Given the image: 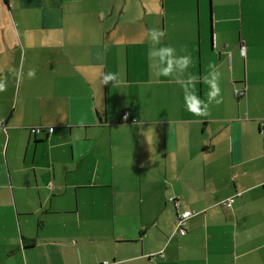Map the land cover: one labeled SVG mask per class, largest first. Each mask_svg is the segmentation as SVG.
Wrapping results in <instances>:
<instances>
[{
    "label": "crops",
    "instance_id": "1",
    "mask_svg": "<svg viewBox=\"0 0 264 264\" xmlns=\"http://www.w3.org/2000/svg\"><path fill=\"white\" fill-rule=\"evenodd\" d=\"M0 81V264H264V0H0Z\"/></svg>",
    "mask_w": 264,
    "mask_h": 264
},
{
    "label": "clouds",
    "instance_id": "2",
    "mask_svg": "<svg viewBox=\"0 0 264 264\" xmlns=\"http://www.w3.org/2000/svg\"><path fill=\"white\" fill-rule=\"evenodd\" d=\"M151 38L154 41H159L160 37L164 35L163 32H159L155 29L151 30L150 32ZM174 51L171 47L162 49L160 55L162 60L167 58L168 61V67L163 71L164 75H169L173 64H182L184 66H187L189 63L190 57H180L178 59H173L171 56V53ZM28 77L30 79L35 78V70H29ZM117 79L116 74H107L104 76L103 82L104 84H107L110 81H115ZM218 79H219V73L213 72L211 73V79L207 80L206 82L210 84L211 91L208 94V103L205 104L201 101L193 99L191 103H187V110L191 112L194 115L202 116V115H210L208 105L211 104L213 101H215L216 104H219L222 102L221 99H217V97L220 96V88L218 85ZM6 90V85L4 82L0 81V92H3ZM203 103V107L201 106Z\"/></svg>",
    "mask_w": 264,
    "mask_h": 264
},
{
    "label": "built area",
    "instance_id": "3",
    "mask_svg": "<svg viewBox=\"0 0 264 264\" xmlns=\"http://www.w3.org/2000/svg\"><path fill=\"white\" fill-rule=\"evenodd\" d=\"M238 50L241 54H243V52H244L243 42H240L238 44ZM243 91H244L243 89H237V88L234 89L235 94H241V93H243ZM126 113H127V111L125 110L124 114H126ZM41 129H42V126H38V125L30 127V130L32 132H38ZM46 129L49 131L51 129V126H48ZM231 199H232V197H228L225 200H223V203L229 204ZM190 213H191V210L188 208H183L181 210H178L175 213L174 218H173V222H174V229L178 234H183L185 232L186 220H187V217L190 215ZM158 255H162V252L159 251Z\"/></svg>",
    "mask_w": 264,
    "mask_h": 264
},
{
    "label": "trees",
    "instance_id": "4",
    "mask_svg": "<svg viewBox=\"0 0 264 264\" xmlns=\"http://www.w3.org/2000/svg\"><path fill=\"white\" fill-rule=\"evenodd\" d=\"M175 230V229H174Z\"/></svg>",
    "mask_w": 264,
    "mask_h": 264
}]
</instances>
